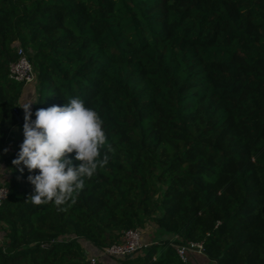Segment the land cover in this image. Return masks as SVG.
Listing matches in <instances>:
<instances>
[{
  "label": "trees",
  "instance_id": "obj_1",
  "mask_svg": "<svg viewBox=\"0 0 264 264\" xmlns=\"http://www.w3.org/2000/svg\"><path fill=\"white\" fill-rule=\"evenodd\" d=\"M19 46L33 85L9 78ZM29 89L33 113L79 97L103 120L108 161L62 206L12 165ZM0 170V264H91L136 228L170 238L96 264H184L187 241L264 264V0H0Z\"/></svg>",
  "mask_w": 264,
  "mask_h": 264
},
{
  "label": "clouds",
  "instance_id": "obj_2",
  "mask_svg": "<svg viewBox=\"0 0 264 264\" xmlns=\"http://www.w3.org/2000/svg\"><path fill=\"white\" fill-rule=\"evenodd\" d=\"M31 105L22 104L23 141L12 165L29 172L32 194L27 200L33 205L62 206L74 200L85 181L108 161L100 151L107 143L103 120L79 97L69 98L62 106L38 108L34 113ZM34 170L38 171L33 174ZM0 174L4 175V170Z\"/></svg>",
  "mask_w": 264,
  "mask_h": 264
},
{
  "label": "built area",
  "instance_id": "obj_3",
  "mask_svg": "<svg viewBox=\"0 0 264 264\" xmlns=\"http://www.w3.org/2000/svg\"><path fill=\"white\" fill-rule=\"evenodd\" d=\"M17 55V61L10 66L9 78L16 82L24 83L25 86L35 84L37 75L29 59L27 51L19 46L17 48ZM8 194V188L4 184H0V207L8 197ZM146 241L148 240L145 237L144 230L138 228L130 229L124 231L113 245L103 249H95V253H89L91 254L89 260L91 264H96L97 262L101 261V259H108L111 261L125 259L131 255L143 252L154 244L153 242ZM54 242L55 241H52V243ZM3 244V236L0 235V246H3ZM43 247L49 248L50 244L46 243L43 245ZM173 247L178 257L184 264L189 263L193 256L206 258L205 247L202 242L187 241L183 244L174 245ZM206 264L217 263L206 262Z\"/></svg>",
  "mask_w": 264,
  "mask_h": 264
},
{
  "label": "crops",
  "instance_id": "obj_4",
  "mask_svg": "<svg viewBox=\"0 0 264 264\" xmlns=\"http://www.w3.org/2000/svg\"><path fill=\"white\" fill-rule=\"evenodd\" d=\"M35 96H36L35 92L33 93V91H31V89H29V91H27L23 94V96L21 97V100H20V106H21L22 110H23L22 104H24V103H32L33 104L34 100L36 99ZM32 106L33 105H31V111H32ZM12 132H14L17 135V137L14 139L15 144L21 143V141L23 139L21 129L19 127H16ZM21 136H22V139L20 138ZM145 237L151 242L156 241V240L154 241V235L151 232L149 233V231L145 233ZM167 238H170V236L167 235ZM191 261H192V264H206L205 258H203V257L193 256L191 258Z\"/></svg>",
  "mask_w": 264,
  "mask_h": 264
},
{
  "label": "rangeland",
  "instance_id": "obj_5",
  "mask_svg": "<svg viewBox=\"0 0 264 264\" xmlns=\"http://www.w3.org/2000/svg\"><path fill=\"white\" fill-rule=\"evenodd\" d=\"M5 176L8 177L6 172H5ZM148 230H149V233L151 232L154 235V231L152 229H148ZM156 238H157L156 239V244H158V243H161L164 240V238H167V235H163L162 233H160V234H158V236ZM88 257L90 258L91 254H88Z\"/></svg>",
  "mask_w": 264,
  "mask_h": 264
}]
</instances>
